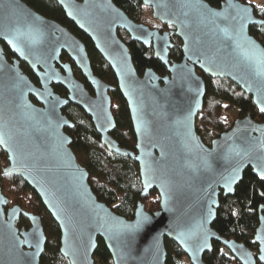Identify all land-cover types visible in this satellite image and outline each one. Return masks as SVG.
<instances>
[{"label":"water","instance_id":"1","mask_svg":"<svg viewBox=\"0 0 264 264\" xmlns=\"http://www.w3.org/2000/svg\"><path fill=\"white\" fill-rule=\"evenodd\" d=\"M53 1L109 65L135 136L133 150L112 137L113 87L93 74L84 44L21 0H0V149L7 156L0 180L19 177L36 193L59 227L61 257L69 264H95L100 238L113 264H166L167 239L189 264H205L203 255L212 251V242L240 264H264V205L258 208L252 240L256 253L211 228L219 196H232L245 170L264 182V122L246 114L209 144L195 125L206 95L199 73L230 80L264 114V47L249 34V27L262 21L253 7L237 0H224L219 7L205 0H141L153 19L172 27L161 33L130 19L112 0ZM118 30L151 49L166 74L146 69L138 75ZM171 36L181 42L178 62L169 58ZM1 42L16 56L11 62ZM62 53L94 95L75 78L70 63H61ZM20 62L36 76L38 86ZM53 86H61L67 95L55 93ZM70 104L90 118L107 152L137 165L141 197L156 191L158 210L149 213L138 202L133 216L126 218L98 201L64 131L74 128L62 113ZM7 205L0 188V264H40L46 244L40 217ZM20 217L29 222L27 229L17 227Z\"/></svg>","mask_w":264,"mask_h":264},{"label":"trees","instance_id":"2","mask_svg":"<svg viewBox=\"0 0 264 264\" xmlns=\"http://www.w3.org/2000/svg\"><path fill=\"white\" fill-rule=\"evenodd\" d=\"M22 1L42 17L66 27L84 44L93 74L113 87L110 99L116 129L111 135L120 147L133 150L135 136L128 108L117 88L115 76L109 65L95 51L91 41L65 18L62 9L53 0ZM205 1L212 7H219L224 0ZM237 1L249 4L250 0ZM112 2L130 19L140 23L149 22L146 11H150V8L142 5L141 0H112ZM254 14L262 21V24L249 27V34L264 47V10H254ZM158 25V29L164 26ZM117 35L128 47L138 75H142L146 69L153 70L159 76L166 74L165 67L153 58L151 49L130 41L128 35L122 30H118ZM171 41L173 48L169 52V58L178 62L182 57L181 42L176 37H173ZM62 60L70 62L65 55L62 56ZM71 65L73 72L79 73L73 63ZM20 68L32 82L36 83L35 76L25 64L22 63ZM199 75L205 82L206 95L202 110L196 118V124L199 126H196V131L204 143L209 144L213 138L229 128L227 112L230 110L238 111L240 117L249 114L255 121L264 122V114L258 112L252 98L230 80L211 79L202 73ZM79 80L83 82L82 78ZM83 83L88 89L85 82ZM53 90L61 96L66 95L61 86H53ZM62 113L74 124L72 130L64 131L72 140L70 148L78 162L86 169L88 184L98 201L106 204L114 213L126 218L133 216L138 202L143 203L145 210L149 213L158 210L159 197L156 191L150 192L145 198L141 197L142 187L137 165L128 158L107 152L100 144V137L90 118L80 108L70 104L62 110ZM6 166L7 156L0 149V172ZM0 188L1 193L8 199L7 207L18 206L25 213L40 217L46 237L40 264H69L60 255L59 227L47 213L36 193L22 179L14 176L1 177ZM262 205H264V182L247 169L232 196L224 197L222 194L219 196V208L211 228L219 236L243 244L256 253L257 246L252 243V240L258 225V208ZM17 227L27 229L29 222L20 217ZM164 246L167 254L166 264H189L186 256L175 243L165 239ZM223 250L225 249L220 244L212 242V251L203 255V262L205 264H240L230 253H224ZM93 260L95 264H113L100 238L97 239Z\"/></svg>","mask_w":264,"mask_h":264},{"label":"rangeland","instance_id":"3","mask_svg":"<svg viewBox=\"0 0 264 264\" xmlns=\"http://www.w3.org/2000/svg\"><path fill=\"white\" fill-rule=\"evenodd\" d=\"M249 4L252 5L254 10H257V11L264 10V0H250ZM146 16H147L149 22H146L143 24H145L151 28H157L159 26L158 24H160V23L157 20L152 18L151 9H150V11H146ZM75 77L78 79H81L79 73H76ZM227 116L229 118V127L232 125V123L234 122L235 119L240 118L238 111H233V110L228 111ZM196 126L199 127L197 124H196ZM223 251H224V253H227V254L229 253V251L226 249Z\"/></svg>","mask_w":264,"mask_h":264},{"label":"flooded vegetation","instance_id":"4","mask_svg":"<svg viewBox=\"0 0 264 264\" xmlns=\"http://www.w3.org/2000/svg\"><path fill=\"white\" fill-rule=\"evenodd\" d=\"M22 1V0H21ZM23 2V1H22ZM166 25H164V26H162L161 28H163V27H165ZM168 28H163V29H158V28H156V29H158L161 33H163V32H169V31H171L172 30V27H171V29H169V26H167ZM173 37H175V36H171V40H172V38ZM172 42V41H171ZM1 45H2V47H3V50H4V55H5V58L7 59V61L8 62H11L13 59H15L16 58V56L10 51V49H9V47H8V45L7 44H5V43H3V42H1ZM7 54V55H6ZM63 55H65V56H67L65 53H62L61 55H60V57H59V59H60V61H61V63L62 64H65V63H70V62H68V61H64V60H62V56ZM72 63V62H71ZM70 63V64H71ZM22 64V62H20V65ZM24 64V63H23ZM26 65V64H25ZM27 66V65H26ZM57 66V65H56ZM74 66V65H73ZM28 67V66H27ZM58 67V66H57ZM71 67H72V65H71ZM75 67V66H74ZM76 68V67H75ZM72 71H73V68H72ZM78 71V70H77ZM32 72V71H31ZM79 72V71H78ZM73 74H74V76L76 75V73H74L73 72ZM34 75V74H33ZM79 75H80V77L83 79V82H85V84L89 87L88 89H87V91L89 92V94L90 95H94V92H93V89L91 88V86L85 81V79L82 77V75H81V73L79 72ZM35 76V75H34ZM35 78H36V76H35ZM76 78V77H75ZM79 80V79H78ZM33 84H35L36 86H38V79L36 78V83H34L33 82ZM85 86V85H84ZM86 88V87H85ZM66 92V91H65ZM66 95H67V92L65 93ZM60 95V94H59ZM65 95V96H66ZM61 96V95H60ZM65 96H62V97H65ZM30 99H31V101L34 103V104H36V105H39L37 102H36V100L33 98V97H30ZM66 108V107H65ZM64 108V109H65ZM63 110V109H62ZM68 130H72V129H68Z\"/></svg>","mask_w":264,"mask_h":264},{"label":"snow or ice","instance_id":"5","mask_svg":"<svg viewBox=\"0 0 264 264\" xmlns=\"http://www.w3.org/2000/svg\"><path fill=\"white\" fill-rule=\"evenodd\" d=\"M260 110L264 112V107H262ZM261 147H264V145H262ZM261 178L264 179V174H262Z\"/></svg>","mask_w":264,"mask_h":264}]
</instances>
